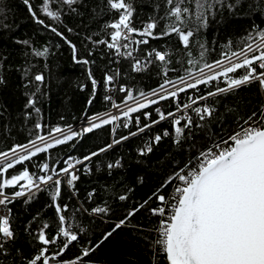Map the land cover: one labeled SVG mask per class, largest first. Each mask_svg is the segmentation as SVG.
Segmentation results:
<instances>
[{
    "label": "trees",
    "instance_id": "trees-1",
    "mask_svg": "<svg viewBox=\"0 0 264 264\" xmlns=\"http://www.w3.org/2000/svg\"><path fill=\"white\" fill-rule=\"evenodd\" d=\"M123 14L135 55L160 58L139 69L118 60L109 43ZM263 36L264 0H0V156L111 110L112 86L124 104ZM246 74L244 67L234 77ZM223 89L215 79L179 89L134 110L129 127L124 118L108 121L0 165V194L10 195L29 179L64 172L69 158L90 159L76 177L10 202L12 237L0 240V264H44V253L52 263L170 264L156 231L179 174L264 113L257 82L216 93ZM205 95L208 110L163 120Z\"/></svg>",
    "mask_w": 264,
    "mask_h": 264
},
{
    "label": "water",
    "instance_id": "water-1",
    "mask_svg": "<svg viewBox=\"0 0 264 264\" xmlns=\"http://www.w3.org/2000/svg\"><path fill=\"white\" fill-rule=\"evenodd\" d=\"M166 254L170 264H264V129L193 179Z\"/></svg>",
    "mask_w": 264,
    "mask_h": 264
},
{
    "label": "built area",
    "instance_id": "built-area-1",
    "mask_svg": "<svg viewBox=\"0 0 264 264\" xmlns=\"http://www.w3.org/2000/svg\"><path fill=\"white\" fill-rule=\"evenodd\" d=\"M117 24L118 27L115 28V32L111 36L109 46L115 52L118 60L131 59L134 61L135 67L139 69L140 67H144L152 62V60L161 57V54L157 51H153L145 56H136L134 50V34L131 28L132 22L128 18L122 17ZM244 67L247 68V74L243 77H234V74L240 72V70ZM198 75H202L204 77L216 75L215 81L224 84V89L218 90L216 93L230 91L253 82H257L264 93V36L254 44L224 58L223 60L215 63L211 67L199 73L166 84L155 91H152L141 97L131 99L124 104H117L116 100L118 89L117 87L112 86L108 89V99L111 100L113 105L111 110L85 118L83 122H79L74 126L60 128L48 135L38 137L25 145L16 147L10 152L1 155L0 158L4 159V161H8L7 163H10L26 155H30L41 150H49L58 143L78 138L85 130L94 128L108 121H114L115 125L117 126L119 120L124 118V126L129 127V122L127 119L128 114H124L128 109L144 104L146 106V104L148 105L153 101L161 102L162 99L174 94L179 89H187L191 86L197 87L201 83L200 79H196V76ZM208 80L211 82V79ZM179 82L183 83L179 84ZM204 82L207 81L205 80ZM210 97L211 95H205L198 100H193L191 97H188L187 104L185 106L179 107L177 111L173 112L167 117H164L163 120L168 118H174L175 120H179L181 118L188 119L191 111L201 113V110H208L209 107L206 101ZM175 102L176 104L178 103L177 101ZM263 129L264 113L258 120L247 122L241 131L224 145L209 149L208 151L201 154L196 159L193 166L188 167L179 174L177 183L173 187L168 200L165 202L164 207L160 209L162 220L159 224L156 234L158 244L161 249L166 250L167 248L171 223L179 203L193 179L199 174L201 170L230 153L234 149L236 143L249 139L252 135L262 131ZM143 131H145V129L139 130L133 135H137ZM155 139H157V136ZM114 145H116V143L112 144V146ZM89 160L90 159H86L83 162L77 163L72 158H69V167L64 172L50 178L29 179L19 187L16 193L10 195L0 194V240L1 238L10 239L12 237V230L10 226V202L26 198L34 191L41 189L52 182L60 183V179L62 177L66 178L68 174H71L72 177H76L79 166L86 164ZM70 228V225L64 226L62 231L66 233ZM42 258L44 260V264L46 262H50L51 259L46 257L45 253L43 254ZM38 259L39 258H36L31 264H35ZM53 260L56 261V263L50 262L51 264H78L76 262L59 263L57 262L56 257H54Z\"/></svg>",
    "mask_w": 264,
    "mask_h": 264
},
{
    "label": "rangeland",
    "instance_id": "rangeland-1",
    "mask_svg": "<svg viewBox=\"0 0 264 264\" xmlns=\"http://www.w3.org/2000/svg\"><path fill=\"white\" fill-rule=\"evenodd\" d=\"M122 17L128 18L126 14H123ZM122 17H121V18H122ZM117 25H118V24H116V25H115L116 27H115V26H114V27L117 28V27H118ZM215 78H216V75H209V76H206V77H204V76H202V75H198V76H196V79H200L201 82H204L205 80H206L207 82H209L208 79H215ZM182 83H183V82H179V84H182ZM146 105H147V104H146ZM143 106H145V104H144V105H140V106L135 107V108H130V109H128L124 114H125V115L128 114V116H129L134 110H136V109H138V108H141V107H143ZM7 162H8V161H4V159H1V158H0V165H5V163L7 164ZM70 175H71V174H70ZM16 182H17V179H14V180H12V181L10 182V184H11V185H15Z\"/></svg>",
    "mask_w": 264,
    "mask_h": 264
}]
</instances>
